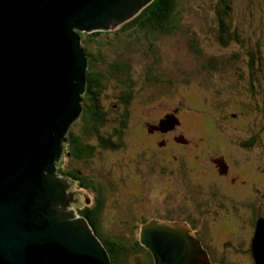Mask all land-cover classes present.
<instances>
[{
	"label": "rangeland",
	"instance_id": "374dc122",
	"mask_svg": "<svg viewBox=\"0 0 264 264\" xmlns=\"http://www.w3.org/2000/svg\"><path fill=\"white\" fill-rule=\"evenodd\" d=\"M217 4L218 0H178L177 22L169 34L155 42H147L144 37L135 40L136 36L134 39L124 37V40L109 37L119 48L103 46L105 63H99L96 69L106 71L112 63L130 68L126 76L133 98L127 107L119 100L123 90L117 86L119 75L112 76L108 70L101 96L106 111L110 108L116 111L108 117L105 131H122V142L115 150L102 149L93 142L94 157L87 162L64 156L61 159L65 168L80 170L105 189L112 183L113 192H109L99 219L101 233L140 241L139 212L155 215L172 211V215H177L180 211L183 214L179 209L183 204L182 194L189 195L188 188L191 187L185 184L196 183L173 181L172 176L165 174L167 167L163 163L157 164L156 170L150 167L154 162L152 156L156 158L152 152L156 147L154 142L145 141L143 127L151 122L160 126L162 120L179 117L185 138L199 141L205 138L210 149L218 146L201 153L208 157L222 156L230 164L231 172L246 181L225 191L220 189L223 194L220 198L231 195L236 199L227 197L235 201L234 215L226 210L230 203H225L219 212V217L233 224L230 227L233 231L213 224L212 231H198V237L218 262L222 259L224 264H253L247 247L253 236L254 222L264 218V122L259 114L264 100L261 95L264 93V50L256 48L258 44L264 46V0H232V25L235 23L250 39L251 46H248L243 35L244 48L237 44L223 47L219 43L216 36L219 26L215 20ZM122 23L110 28L119 31ZM129 32L137 35L131 29ZM251 47L258 49L263 65L258 70L257 66L248 63L253 59L247 57L249 50L245 49ZM87 50L95 51L93 47ZM259 85L263 88L259 89ZM218 103L225 108L218 110ZM175 109H178L176 115ZM82 111L70 127L75 134L81 128ZM126 112L127 126L123 129L121 115ZM253 137L257 141L254 146L251 143ZM112 142L118 143L115 137ZM243 142L251 147L243 150ZM65 146L66 142H63L64 149ZM57 177L66 179L70 185L68 193L78 199L67 208L73 210L76 217H81L79 209L84 207L85 201L91 204L96 194L91 189H81L75 181L69 183L60 174ZM199 179L206 187L209 179L203 175L194 178ZM211 182L215 183V180ZM226 242L234 247V251L226 249Z\"/></svg>",
	"mask_w": 264,
	"mask_h": 264
},
{
	"label": "water",
	"instance_id": "95a60500",
	"mask_svg": "<svg viewBox=\"0 0 264 264\" xmlns=\"http://www.w3.org/2000/svg\"><path fill=\"white\" fill-rule=\"evenodd\" d=\"M152 1L0 0V264H116L67 208L73 193L57 167L88 83L81 33L116 30ZM155 225L140 236L154 264H211L187 231ZM250 252L264 264L262 217Z\"/></svg>",
	"mask_w": 264,
	"mask_h": 264
},
{
	"label": "trees",
	"instance_id": "16d2710c",
	"mask_svg": "<svg viewBox=\"0 0 264 264\" xmlns=\"http://www.w3.org/2000/svg\"><path fill=\"white\" fill-rule=\"evenodd\" d=\"M177 3L178 0H153L135 17L125 22L120 27L119 31L116 29L83 34L82 44L89 57V66L87 70L88 83L82 102L83 111L80 121L81 128L77 134H75L72 130L68 131V142L66 143L62 156L70 160L75 159L78 161L83 160L84 162H87L89 158L94 157L93 142H97L102 149L115 150L120 146L123 132L118 131L117 133L114 130L112 132L105 131L109 124L108 117L113 116L116 111H114L113 108H110L106 111L104 106L105 103L104 105L102 104L101 96L104 88L103 82L106 78L105 72L108 70V74L110 73L112 76H115L116 74L119 75V78L116 79L118 83L117 86L123 89L119 100L123 102L124 107H127L130 104V100L133 98L132 89L129 84V78L126 76L130 68L127 65L125 66L119 63H112L108 65L106 71L96 69L99 63H105L103 46H111L114 49L119 48L116 46V44L111 43L112 41L108 39L109 37L114 40H124V37L126 39H134L136 36L135 40H139L140 38L144 37L147 42H155L159 37H162V35L169 34L172 31V25L177 22ZM231 6L232 0H218L217 7L215 8V20L217 21L219 29L216 30V36L219 43H221L223 47H227V45L229 46L230 44H237L241 48H244V33H242L235 23L232 25V22L234 21L231 13ZM129 29H131L137 35H132L131 32L127 33ZM244 37L247 39L246 43L249 44L248 46H251L250 43H248L250 40L249 36L244 35ZM102 39H105V41ZM90 47H93L95 51L87 50V48L89 49ZM256 48L264 50L263 45L261 46L258 44ZM245 50L250 51H247V57H251L253 59L251 63L248 61L249 66L253 64V66H257L256 70L260 69L263 65L257 52L258 49L251 47V49ZM256 74L258 75V71H255V75ZM125 77L128 78V80H126ZM262 88V85H259V89ZM263 94L264 93L262 92V99H264ZM216 107L218 110H220V107L225 108V106L221 103H218ZM259 114L264 122V100L262 102V107L259 111ZM121 117V127L124 129L127 126V112L121 115ZM114 134L117 135L115 136ZM113 137L116 138L118 143L112 142ZM251 143L253 146L257 144V141L254 139V137L251 139ZM241 146L243 150L248 149L247 147H251L250 144L244 142L241 143ZM216 148L217 146L211 150ZM61 165H63L62 159H60L58 162L57 167V172L61 176L70 177L73 181L77 182L81 188L86 190L91 189L92 192L96 194L91 204L87 205V203H85V206L80 210V214H82V216L87 219L90 227L93 228L94 233L102 241L110 255L111 261L116 264H154V259L151 252L144 245H142L139 240H129L113 235L105 236L101 233L99 219L102 215V208L104 209L105 207V201L108 199L107 196L109 195V192H113L112 183L110 182L108 188L105 189V187L97 185L91 179H88L83 175V173H79L80 170L74 168L68 170V168H65L64 165L63 167ZM176 177L180 178L181 180L183 179L184 181H189L193 176L187 172H184V174L181 176L180 172L176 174ZM76 179H80L79 183ZM125 185H127L126 182ZM226 246L228 251H234L231 244L228 243ZM141 256H143V258H141ZM217 262L218 261H216V263ZM222 264H224V262H222Z\"/></svg>",
	"mask_w": 264,
	"mask_h": 264
},
{
	"label": "flooded vegetation",
	"instance_id": "af4514ba",
	"mask_svg": "<svg viewBox=\"0 0 264 264\" xmlns=\"http://www.w3.org/2000/svg\"><path fill=\"white\" fill-rule=\"evenodd\" d=\"M173 111H175L173 112L175 115L178 114V109ZM173 119L176 122L173 126H171L172 128H169V130H164L161 126H158V124L154 122L148 123V125L143 127L145 130V137L148 139H145V141L152 144L154 142L156 147L155 151L152 150L156 158L152 156L154 162L152 165H150V167L156 170L157 164L163 163L165 164V167H167V169L164 168L165 174H167L168 177L172 176L173 181L178 183L186 182L183 179L181 180L180 178H177L176 174L181 172L182 176L184 172H187L193 176L190 180L195 181L196 183L185 184L191 187L188 188L189 195L185 193L182 194L183 204H180L179 209L182 210L183 214L180 211L177 215H172V211L165 212L164 214L156 213L155 215H145L144 213L140 214L139 212L138 215H140L139 218L141 219V224L138 231H142L145 225L152 222L156 224V228H163L170 231H187L190 235L200 241L202 248L208 254L211 264H222V259H219V262L216 263L217 260L212 258L207 246H204L201 238L198 237V231H212L213 224L220 225L224 227V229L233 231L230 229L233 224L227 223L226 220L222 219L223 217H219V212L225 203H230L231 206L226 210L228 214L234 215L235 201L232 200L236 199L231 195L227 197L234 198L232 200H229L227 197H225V199L220 198L223 196V194L220 193V189L225 191L235 187L238 183L243 184L246 181L244 182V180H240L237 174L231 172L232 170L230 169V164H228L222 156L208 157V155L205 156L203 153H201L203 151L211 150L210 147H208L205 143V138H201L200 141L199 139L191 140V138H185L183 136L184 134H182L183 126L179 117L177 119ZM143 159L144 158H141V161H143ZM158 159L160 161H158ZM190 161H192V164ZM79 173L82 174L80 171ZM198 175H203L209 179L206 187L202 186L203 184H201L200 179L199 181L194 180V178ZM65 178H67L69 183L74 182L68 176H65ZM212 179L215 180V183L211 182ZM76 180L79 183L80 179ZM75 183L77 184V182ZM74 199L78 200L74 195L71 205L76 203L74 202ZM85 203L88 204L89 202L85 201L84 206ZM174 208H177V206ZM80 210L81 209L78 211L79 214ZM80 215L82 216V214ZM255 224L256 222H254V230ZM225 245H228V242H226ZM248 245L249 248L247 247V251H249L251 255L250 242Z\"/></svg>",
	"mask_w": 264,
	"mask_h": 264
}]
</instances>
